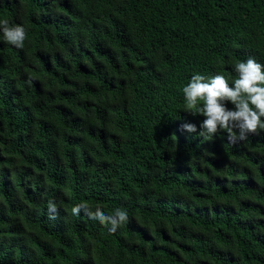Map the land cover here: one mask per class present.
Returning <instances> with one entry per match:
<instances>
[{"label":"trees","instance_id":"1","mask_svg":"<svg viewBox=\"0 0 264 264\" xmlns=\"http://www.w3.org/2000/svg\"><path fill=\"white\" fill-rule=\"evenodd\" d=\"M5 19L26 39L0 32V264H264V129L201 136L183 94L264 64V0H0Z\"/></svg>","mask_w":264,"mask_h":264},{"label":"clouds","instance_id":"2","mask_svg":"<svg viewBox=\"0 0 264 264\" xmlns=\"http://www.w3.org/2000/svg\"><path fill=\"white\" fill-rule=\"evenodd\" d=\"M0 32L9 44L16 48L24 47L26 29L22 25L12 26L8 20H0ZM234 71L238 74V79L232 87L223 75L205 77L195 74L183 88L186 110L193 115L200 114L205 117L200 125L202 131L199 135L212 137L224 130L229 139L235 142L237 139H246L248 134L257 133L258 129H264V120L261 119L264 117V64L248 58L236 63ZM200 101L203 102L202 106ZM225 102L234 105V109L226 108ZM182 128L188 132L196 131V125L192 123H185ZM47 208L49 219H56L57 203L49 199ZM81 211L89 219L108 226L112 233L128 221L127 211L120 208L112 215H106L100 208L92 211L83 203L72 208L73 215H79Z\"/></svg>","mask_w":264,"mask_h":264}]
</instances>
